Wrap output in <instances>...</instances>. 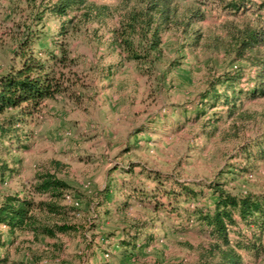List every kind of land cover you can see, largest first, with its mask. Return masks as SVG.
Listing matches in <instances>:
<instances>
[{
  "label": "rangeland",
  "instance_id": "374dc122",
  "mask_svg": "<svg viewBox=\"0 0 264 264\" xmlns=\"http://www.w3.org/2000/svg\"><path fill=\"white\" fill-rule=\"evenodd\" d=\"M53 1L0 0V76L18 64L19 31ZM90 1L108 7L107 15L86 18L80 12L74 20L66 39L72 62L63 68L67 88L44 100L19 130L28 148L0 138V164L10 169L0 176V202L7 195H33L38 173H56L69 184V197L63 201L69 208L65 216L53 219L77 228L54 237L18 231L8 246V261L0 264H201L210 235L196 221L176 215L163 221L165 211H161L157 229L149 230L156 239L139 241L136 255H130L112 247L116 239L108 238L109 230L122 235L117 228L123 223L122 213L105 219L97 202L110 181L152 191L156 183L141 173L142 168L166 176L167 188L184 181L202 189L182 203L191 210L213 204L207 186L212 181L221 180L238 195L264 192V160H247L242 154L243 147L255 148L264 136V97L244 99L233 115L223 105L206 107L201 115L197 112L215 86L224 89L223 77L239 74L245 80L253 73L252 58L264 54V45L240 57L231 32L264 27V8L235 15L220 0H176L181 10L199 9L204 19L186 31L165 30L160 53L134 59L121 33L128 6L123 0ZM52 27H58L57 19L45 29ZM194 30L202 34L200 39H195ZM130 37L134 49L142 50L152 34ZM11 112L0 115V125H6ZM54 160L62 167H56ZM132 166L131 173L125 171ZM114 196L120 201L125 195L115 191ZM160 198L167 203L166 195ZM117 201L105 206L114 207ZM132 213L151 214L140 205ZM6 236L2 234L5 241ZM2 251L0 247V256ZM245 258L246 264H264V253L257 259L248 254Z\"/></svg>",
  "mask_w": 264,
  "mask_h": 264
},
{
  "label": "trees",
  "instance_id": "16d2710c",
  "mask_svg": "<svg viewBox=\"0 0 264 264\" xmlns=\"http://www.w3.org/2000/svg\"><path fill=\"white\" fill-rule=\"evenodd\" d=\"M220 1L223 7L235 15L254 8H264V0ZM123 2L128 9L122 20L121 33L129 56L134 59L160 53L161 33L165 30L177 27L186 31L205 17L199 9L181 10L176 0ZM105 9L108 7L90 0H55L32 15L31 23L16 36L15 53L18 64L0 76V115L14 111L5 119L6 125H0V138L16 142L24 150L28 148V141L21 136L19 130L28 122L29 117L36 115L44 100L56 97L67 88L63 81V68L72 62L66 39L75 27L74 20L80 12L86 18L95 13L100 17L106 16ZM52 19L58 20V27L46 30L45 27ZM139 32L142 36L152 34L149 46H142V50L134 49L130 37ZM194 33L196 40L202 36L198 30H194ZM231 33L237 42L234 50L240 57L257 46L264 45V27L245 26ZM251 64L253 73H249L245 80L239 74L223 77L224 89L220 90L215 86L206 94V100H202V106L197 108L198 114L206 113V107L223 105L227 107L228 114L233 115L244 99L264 97V54L254 56ZM242 154L247 160H264V136L255 148L243 147ZM53 164L58 168L62 167L59 161L54 160ZM133 169L132 166L125 171L131 173ZM8 170L10 169L5 163L0 164V176L4 177ZM141 173H147L156 183L152 191L134 183L126 187L125 184L121 186L111 184L110 181L101 192L102 199L97 202L98 208H102L101 215L107 217L105 219L110 220L122 213L123 223L120 222L117 227L122 235L115 230L108 231V238L116 239L112 247L136 255L139 241L150 243L156 239L155 234L149 230L157 229L159 214L165 211L164 216H160L163 221L172 219L173 215L178 218L185 216L196 221L201 228L208 229L210 242L203 249L201 264H246L245 254L252 255L255 259L263 255L264 192L238 195L228 190L221 180L212 181L207 186L211 191L213 204L191 210L182 206V203L203 193L202 189L197 190L193 184L184 181H176L167 188L166 176L160 172L142 168ZM68 187L69 184L56 173L45 171L37 174L33 183V195H7L0 202V247L3 248L0 262L8 261V246L15 241L18 231H29L36 237H54L59 232L66 233L77 228L63 220L53 219L54 216H65L68 212L69 207L63 204ZM161 189L163 192L160 195L158 192ZM114 190L125 195L122 200L115 199ZM37 195L41 198L36 199ZM157 195H166L167 203ZM112 201H117L114 202V207L105 206L106 202ZM137 205L146 207L151 214L145 217L133 216L132 208ZM160 227L166 229L169 226L161 224ZM3 233L7 234L6 241L2 238Z\"/></svg>",
  "mask_w": 264,
  "mask_h": 264
},
{
  "label": "crops",
  "instance_id": "0c3cea01",
  "mask_svg": "<svg viewBox=\"0 0 264 264\" xmlns=\"http://www.w3.org/2000/svg\"><path fill=\"white\" fill-rule=\"evenodd\" d=\"M250 258H252V257H254V256H252V255H248ZM245 261H246V258H245Z\"/></svg>",
  "mask_w": 264,
  "mask_h": 264
},
{
  "label": "built area",
  "instance_id": "2783aa9c",
  "mask_svg": "<svg viewBox=\"0 0 264 264\" xmlns=\"http://www.w3.org/2000/svg\"><path fill=\"white\" fill-rule=\"evenodd\" d=\"M67 197H69V196H67Z\"/></svg>",
  "mask_w": 264,
  "mask_h": 264
}]
</instances>
